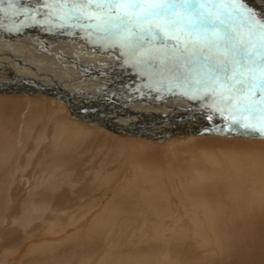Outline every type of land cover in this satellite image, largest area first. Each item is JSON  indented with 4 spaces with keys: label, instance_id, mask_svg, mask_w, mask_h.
Returning a JSON list of instances; mask_svg holds the SVG:
<instances>
[{
    "label": "bare ground",
    "instance_id": "6f19581e",
    "mask_svg": "<svg viewBox=\"0 0 264 264\" xmlns=\"http://www.w3.org/2000/svg\"><path fill=\"white\" fill-rule=\"evenodd\" d=\"M99 1L107 7L130 2V0ZM147 1L155 4V7L161 12L160 15L171 29L172 33L170 34L175 35L174 32L181 28L182 30H179L181 34L199 40L197 43L199 49L207 53L209 59L221 54L212 51L211 48L213 43H219L220 39L226 43V46L238 49L249 47L255 54L264 55V44L262 43L264 42V0H217L222 2V6L228 5L230 16L234 15L236 20H239L236 22L243 23L242 26L249 31L260 32L263 38L255 35L259 38L256 40H250L247 38L248 36L244 37L242 35L244 33L239 34L228 25L227 27L218 25L220 27L215 29L201 23L203 20L190 23L182 18V13L176 7V3H173V6L176 5L174 8L165 0ZM203 1L212 6L216 0ZM185 2L195 5L192 0H185ZM10 3L14 2L10 1ZM144 3L146 2L144 1ZM58 4L63 6L61 2ZM236 6L240 8L236 9ZM25 13L34 12L26 11ZM169 13H172L173 17L177 18L178 16L182 22L179 24L180 28L177 23L169 21ZM14 16L16 17L14 19L22 25L16 24L14 19L7 17L0 10V28L9 31L11 35L7 36L8 38L0 39V44L5 45V49L0 46V50L5 52L4 55H0V68H2V70L0 69V173L9 174L14 168L15 172L22 173L24 177L28 178L33 197L32 213L34 212L27 221L30 225L39 221L48 212L56 216L57 213L64 214L66 210L78 205L87 207L92 202L98 204L105 198L109 199L108 202H104L106 204L102 208L101 215L91 220L87 227L84 228L83 225L79 228L76 227L72 233L61 228L62 231L59 230L63 235L61 240L66 244L60 241L63 244L60 243L62 245L58 244L59 246H56L57 243L52 239L55 235L54 228L58 226L57 216L54 219L50 214L51 218H45H48L47 222H51L47 223L50 232L35 235L33 238L39 237V240L35 242L36 244H31L25 249L27 254L25 259L20 260L21 263L18 260L17 264H56L64 258L63 256L61 258V253H58L61 246L64 248L68 246V253L63 252L66 258L69 257V253L73 257L82 252L81 255L84 258L81 257V264L88 262L101 248L105 252L103 253L101 250V255L97 254L98 264H264V117L247 118L245 122L248 124L242 121L239 124L235 122L236 125L232 123L228 126L214 125V121L204 119L191 127L189 126L190 129H184V127V130L178 129L168 136L156 137L157 135L142 131L144 129L140 124H143V121L137 114H141L146 108L143 109L140 105H138L139 108L134 107V104L123 106L120 111H115L123 112L119 116V120L116 118L118 113L116 116L111 113L110 116L103 115L94 118H92L93 115L81 116L75 111L70 98L57 91L59 88L56 90L53 87L54 84L64 87L62 84L65 83L63 78L66 75H62L61 71V73L56 71L55 74L38 67L34 61V67L28 66L24 69L22 64L24 57L13 56V54H19V51L13 47L12 42L19 47H24L25 43L32 42L30 39L36 38L35 42L43 41L47 46L55 44V40L42 35H39V38H37L38 36H28L31 33L25 29L26 27H23L27 25V21L24 22L21 19L22 15L15 14ZM88 17L85 19L81 15L85 22L90 19ZM10 26L16 27L10 28ZM176 27L179 29L176 30ZM198 27L205 29L204 33L210 40L201 35ZM57 28H62V26L58 25ZM219 28L224 29L225 33L221 34ZM64 32L65 28L60 31L59 34L62 37H57V40L73 45V47L67 48L65 53L59 54L58 52L56 55H60L64 62L70 66L76 63L74 67L78 69L80 76L84 74V71L97 72L91 74L90 77L96 74L102 75L101 71H96L101 66L100 62L110 64L111 68L108 70L111 69L109 71L112 72L109 74H123L122 71H124L126 74H136L135 78L138 81L145 80L140 77V74L150 73L148 70L140 69L143 67L145 69L147 66H140L139 69L122 66L121 63L131 65L135 60H143L141 56L129 53L126 49L118 55L113 53L105 56L82 57L83 54L79 52L81 51L79 47L76 48L74 43L65 41L70 38V34ZM56 34L60 36L58 33L54 35ZM139 34L143 38L142 40L149 39L142 32ZM12 37L13 39H11ZM174 37L170 35L169 39L162 38L164 45L175 47L172 44L176 41ZM157 43L163 46L162 42ZM175 44L177 43L175 42ZM259 44H262L263 50H258L261 49ZM207 47H210L211 50L206 49ZM67 50L75 54L79 53V55L74 56ZM179 50L192 62L204 57L203 54L188 55L183 47H180ZM143 51V49H139L137 53L145 54ZM80 55L81 59L78 58ZM214 61L216 60L214 59ZM214 61V66L224 70L228 69L224 64L217 63L215 65ZM159 64L161 65H155V69L162 68L163 63ZM117 65L118 67H116ZM135 65L137 64L135 63ZM105 68L107 69V67ZM41 69L44 70L40 74L38 71ZM25 71L29 72L30 76L33 74L32 77L21 82V85L15 84V78L23 81L22 76L25 75ZM65 74L67 73L65 72ZM16 75L19 76L12 77ZM47 75L57 77L58 80L48 79L45 77ZM236 75L233 76L237 77ZM116 76L120 77L121 75ZM132 77L130 76V81L133 80L134 77ZM68 78L74 80L72 77ZM85 78L83 77L82 81ZM240 84L242 86L243 82L241 81ZM92 86L84 83L85 90ZM256 89L252 92L262 93L261 90ZM252 92L246 90L247 96L250 98L257 96ZM260 96L262 98L254 99L264 101L263 93ZM244 97L237 96L234 99L253 111L250 113L264 116L263 112L255 109L254 105L250 104L251 102L248 103L249 101ZM221 98L220 100L218 98L213 106L224 103ZM235 100L233 102L236 104ZM125 104L127 105V103ZM181 116L183 115L181 114ZM57 122L59 129L55 133L53 127ZM189 122H193V120ZM100 152L104 155L102 161L98 160ZM25 153L27 156L24 155ZM112 154H115L118 163L127 161L133 172H128L126 177L131 176L132 179L125 180V182L116 180L112 183L111 181L107 182L106 178L108 177L105 176L104 182H99L95 178V174L102 172V164L93 165L91 170L85 169L91 175L85 174L86 171L81 170L85 167V161L91 157L93 161L103 163V168L106 170L105 175L109 171L114 172L117 165L111 161ZM18 156L21 158L17 163ZM13 157L16 159L14 162L10 160ZM20 178L21 175L12 178V188L17 189L19 194H15L17 192L15 189L12 190L5 185L0 186V217L7 205L14 206L16 202L24 198L25 192L19 190ZM65 179L70 181L67 185L63 183ZM8 193L9 199L6 198ZM69 195L74 196L68 200ZM22 201L24 202V200ZM147 217H152L154 220L149 221ZM21 219L14 218V224L18 226ZM45 219L44 222H46ZM59 226L61 225L59 224ZM32 228L33 230L36 228L35 224ZM2 235L4 234L1 232L0 237ZM50 237L51 240L47 242L46 239ZM14 241L15 238L11 237L5 244L11 247ZM33 256H36L38 261H31ZM66 260L68 261V259ZM0 264H12V262H0Z\"/></svg>",
    "mask_w": 264,
    "mask_h": 264
},
{
    "label": "rangeland",
    "instance_id": "374dc122",
    "mask_svg": "<svg viewBox=\"0 0 264 264\" xmlns=\"http://www.w3.org/2000/svg\"><path fill=\"white\" fill-rule=\"evenodd\" d=\"M10 1L14 3H10ZM52 1L51 0H48V1L47 0H0V10L4 12V14H6L7 17H11L12 19H14L15 14L22 15L23 18L21 19L24 20V22L27 21L26 22L27 25L23 27L24 28L26 27L25 29H27V31L31 33L28 36L30 37L38 36L37 38H39V35H42L51 40H55V44H50V46H47V44L43 43V41L35 42L34 39L36 38L30 39V41L32 42L25 43L24 47H19L15 43L12 42L13 47L19 51V54L17 55L13 54V56L24 57L22 58V64H23L24 69L26 67L28 68V66L34 67L33 65H35L36 63L38 67H42L45 70L51 71L55 74H56V71L57 73L62 72L63 73L62 75H66L63 78L65 79V81L63 80L65 83L62 84L64 87H58L55 84L53 85V87L56 88V90L59 88V90L57 91L63 93L64 95L70 98L75 111H77L81 116H85V115L92 116L93 115L92 118H94L95 116H103V115L110 116L112 115L111 113H114L113 115L116 116V113H118L119 115H117L116 118L119 120V116L123 112H115V111H120V109H122L123 106H131L132 104H134L133 106L136 108H139L140 106L143 109L146 108L144 112H141V114H137L139 119L143 121V124H140L142 126L141 128L144 129L142 131L151 133L155 136L157 135L156 137L168 136L170 134L175 133L178 129H183L184 127H185L184 129H190L191 126H193L194 124H197L198 122L204 119H209V120L214 121V125L218 124L219 126L220 125L228 126L232 123L235 124V122L236 124H239V122H242V121H244L243 123H247L245 122L247 118L264 117V116H258L257 114L250 113L253 111L252 110L250 111V109L245 107L244 104L234 99V97H237V96H243V97L245 96L244 98L245 99L247 98V101H249L248 103L251 102L250 104H253L255 109L264 113V101L255 100L252 97L251 98L248 97L246 95L247 93L244 94L246 90H244L240 84L241 78H242L241 76H239L240 74L236 73L237 74L236 75L230 69L224 70V69L214 66V63L207 62V60L209 59V56H207L208 55L207 53L202 52V50L199 49V46L197 45L199 40L194 39V38L191 39L187 35L181 34L179 32V30L180 31L182 30L179 24H182V23L179 22L180 19L178 18V16L176 18V17H173L172 13L168 14L169 21L177 23L180 28L179 29L178 27H176L177 28L176 30L178 29L179 30L175 31L176 33L174 32L175 35H172L170 34L172 33L171 29L164 21V18L162 17V15H160L161 12L157 9V7H155V4L153 5L149 3L147 0H144L146 3H144L143 0H134V1L130 0V2H127L124 5L114 4L108 7L103 5L99 0H52ZM165 1L167 4H170L171 6H173V3H176L177 6L176 5L174 6H176L180 10V12L182 13V18L190 23L191 22L195 23L196 21L201 22L203 20L201 23H204V25L206 26L208 25L210 28L214 27L215 29L220 26L227 27L228 25V27H233V29H235L233 31H236L239 34L244 33L242 35L244 37L248 36L247 38H249L250 40L259 39L255 35L259 36L261 39L263 38V36L260 34L259 31H256V30L249 31L244 26H242L243 23L236 22L239 20H236V17L234 15L230 16L231 14L228 13L230 12L229 7H227L228 5L222 6L223 4L221 1L219 2L216 0L214 1V3L212 2L213 7L210 4H208V2L206 3V1L204 2L203 0H192L195 3V5L192 3L191 4L186 3L185 0H165ZM58 2H61L63 6L61 4H58ZM201 3H203L204 5L203 4L201 5ZM65 7H69V8H65ZM239 8L240 7L236 6V9H239ZM26 11L27 12L31 11L34 13L26 14L25 13ZM81 15L85 19L89 15L88 18L90 19L85 22V20L81 18ZM14 20L16 24H21L18 20L16 19ZM48 21H50L51 23H49ZM47 22L49 23L48 25H47ZM61 22L63 23L60 24ZM230 23L231 25L234 23L236 26L235 25L231 26ZM58 25L62 26V28H57ZM12 27H16V26H10V28ZM63 28H65L64 33L68 35L70 34L69 35L70 38H67L66 40L65 39L64 40L66 42L74 43L76 48L79 47L81 50L79 52L83 54L82 57H85V58H88L90 56L97 57L95 55L105 56L106 54L110 55L113 53L118 55L120 52L126 49V51L129 53H132V54L136 53L138 57L141 56L143 60L142 61L135 60L134 64H131L132 66L126 63H121V65L126 66V67H135L136 69H139L140 66H147V68L145 69L144 67L140 69L148 70L150 71V73L140 74V77L145 80L138 81L135 78L137 77L136 74H132L134 77L133 78L131 74H126V72L124 71H122L123 74H109L110 72H112V71H109L111 69L108 70V68H111L110 64L107 65L108 63L106 62H100V65H101L99 68L100 70L97 69L96 71L98 72L101 71L102 75L96 74L95 76L90 77L91 74H94L97 72L91 71L89 72L90 73L89 74L88 72L84 71L83 72L84 74L80 76L78 73V69L74 67L76 63L71 64L73 66H70L66 64V62H64V60L60 57V55L58 56L56 55L58 54V52L59 54H62V52L65 53L66 52L65 50L67 48L73 47V45L57 40V37H60V38L62 37L61 34L59 33L61 30H63ZM199 29H200L201 35L204 38H207L204 33L205 29H202V28H199ZM220 30L221 31L219 32H221V34L222 32L225 33L224 29H220ZM139 32H142L149 39L146 41L142 40L143 38L140 37ZM229 32H232V30H229ZM9 33H10L9 31H5L0 28V39H2L3 37L8 38L9 36H11ZM55 33H58V35L60 36H57V34L54 35ZM170 35L172 37L175 36L174 37L176 40L175 42L178 45H180L179 47L177 44H175V42L172 43L175 47H169L168 45H164V41L162 38L169 39ZM11 39H13V37ZM192 40H194L195 42H193ZM207 40H210V38H207ZM157 42H162L163 46L159 45ZM219 43L221 45L225 44L226 46V43L222 42L221 39L219 40ZM262 43L264 44V42ZM0 46L2 49H5L4 44H0ZM117 46L118 48H120L119 50ZM259 46H260L259 48L261 49H258V50H263V48L261 47L262 44H259ZM180 47H183V49L185 50L186 53H188V55L191 54L192 56V55L203 54L204 57L200 58L201 60L199 59V60H195L192 62V60L189 59L188 56H186L183 52L179 50ZM2 49L0 50V55L5 54L4 50ZM139 49H143L144 50L143 52L145 54L143 53L140 54L141 51L140 53H137ZM203 49L205 50V47ZM206 49L211 50L210 47H207ZM70 53L74 56L79 55V53L78 54H75L73 52H70ZM80 57L81 55L78 56L79 59H81ZM214 57L216 58V56ZM99 61H102V60H99ZM135 63L137 65H135ZM159 63H163L162 68L160 70H157V68L155 69V65L157 66L161 65ZM105 67H107V69ZM116 67H118V65ZM0 69L2 70V68ZM44 69H41V71H38V73L41 74L42 70ZM229 70L231 73L229 72ZM64 71L67 74H65ZM107 71L108 73H106ZM46 73L49 74L48 72ZM4 74H6V72H4ZM32 75L30 76V73L25 71V75L22 76L23 81H20L18 78L17 79L15 78L14 82L15 84L21 85L26 79L32 77ZM116 75H121V76L117 77ZM122 75H123V78H122ZM233 75L234 76L236 75L237 77H234ZM18 76L16 75L12 77H18ZM130 76L133 78V80L131 81H130ZM8 77H10V75H8ZM45 77L48 79L54 78V80L56 81L58 80V78L54 76L47 75ZM68 77H72L74 80H69ZM83 77L84 78L86 77L85 79H83L84 82L82 81ZM76 81L78 82V84ZM81 81L83 82V84ZM68 83L72 84L73 86L65 85ZM84 83L85 84L88 83V84H91V86L92 85L93 86L90 87V89L87 88L88 90H85ZM252 90L255 91V88H253ZM218 98L219 100L221 98V101L224 103L213 106ZM234 100L236 101V104L233 102ZM203 102H206V103H203ZM125 103H127V105ZM181 114L183 116H181ZM159 118L160 119L162 118V119L160 120ZM191 120H193V122H189ZM151 124L152 125L154 124L155 126L154 125L152 126ZM160 126H163V127H160ZM146 128L147 130H145ZM53 129H54L53 130L54 132L55 131L58 132V129H59L58 122L54 123ZM26 154L27 153H25L24 155L27 156ZM20 158L21 156L17 157V163L19 162ZM103 159H104V155L100 152L98 160L102 161ZM10 160H13L14 162L16 159L15 157H13ZM111 161L115 162V164L117 165V168L114 170V172L109 171L106 175H105L106 170L103 168V163H97V161L96 160L93 161L91 157L89 160L85 161V165H84L85 167L81 170L86 171L88 168L91 170L93 165L99 166L102 164V168H101L102 172L95 174V178H97L99 182H104L105 176L108 177L106 178L107 182L111 181L112 183L116 180L120 182L121 181L125 182V180L132 179L131 176L126 177L128 172H133V170H131L129 164L127 163V161L126 163L125 162L118 163L115 154L111 155ZM18 167H20V165H18ZM12 173L13 175H11ZM84 173L91 175L89 171L88 173L87 171ZM18 174L21 175V178L18 183L19 190L20 189L23 190L25 194L23 195L24 198H21L18 202L15 203L14 206L7 205L3 213L1 214L0 233L2 232L4 234L0 237V262L1 263L2 262L3 263L12 262V264H17L18 260L22 261L23 259H25L27 255L25 249H27V247L30 246L31 244H36L35 242L39 240V237L35 239L33 237L35 235H40L45 232L46 233L50 232L49 226L47 225L50 224L51 222H47V219L51 218L50 216L53 213L48 212L49 214L47 213L46 215H44L43 218L39 220L40 224H38L39 221H37L38 223L36 222L37 224L32 223L31 225L27 222L29 217L34 213V212L32 213L33 197L31 195L32 191H31V187L29 186L28 178L24 177L22 173L15 172L13 168L11 173L9 174H6L5 172L0 173V186L3 187V185H5L8 188H12L13 179L19 176ZM69 182H70L69 179H65L63 183L64 185H67ZM13 189L15 188H12V190ZM7 191L9 192V189H7ZM68 193H71V192H68ZM15 194H19V191L17 190ZM9 196L10 195L8 193L6 198L9 199L8 198ZM73 196L74 195H69L68 200L73 198ZM22 200H24V202ZM108 200H109L108 198H105V200L98 202V204L96 202H94L95 204L92 202V204H90L87 207L78 205L77 207H73L70 210H66L64 214L57 213L56 214L57 217L52 215L53 218L56 217L58 220V221L56 220L58 223L54 221L58 224V226H56L57 230L56 228H54L55 231L52 229L55 232V235L53 236L54 238L52 237V239H54L55 243H57L56 246L58 244L62 245L63 244L62 242L66 244L65 241L61 240V238H63L62 233H60L59 231L61 230V228L62 229L64 228V230H66L67 232L72 233V231L74 232L73 229L74 228L76 229V227L79 228V226H82V225L84 228L87 227L91 220L101 215L100 213H102V208L106 204V203L104 204V202H108ZM11 215L14 217L12 218ZM46 217L48 218L45 219ZM14 218H18V219L22 218L18 226L15 225L13 222ZM44 219L46 222H44ZM147 219L149 221L154 220L152 217H147ZM34 224L36 228L33 230L32 227L34 226ZM59 224L61 226H59ZM46 229L47 231H45ZM11 237L15 238V241L11 244V247L6 246L5 243L7 242V239H10ZM50 240H51V237L46 239L47 242ZM43 246L45 247V245ZM67 247L68 246H65L66 249L62 246L61 248H59L58 253L59 254L61 253L60 257L62 258L63 256L64 258L60 259L56 264L58 263L59 264H81L80 259L81 257H83L81 255L82 252H79V254L77 253L78 255L76 254L73 257L70 256L71 254L69 253L68 255L69 257L66 258L65 254L68 253ZM61 249H62V252H60ZM101 250L102 248L100 249V251L98 249L96 254L92 258H90L88 262L87 261L82 262V264H98L97 263L98 259H96L97 254L99 253L98 254L99 256L101 255L102 252L103 253L105 252L104 250H102L101 252ZM65 258L68 259V261ZM21 261L19 263H21ZM31 261L36 262L38 261V258L36 256H33Z\"/></svg>",
    "mask_w": 264,
    "mask_h": 264
},
{
    "label": "water",
    "instance_id": "95a60500",
    "mask_svg": "<svg viewBox=\"0 0 264 264\" xmlns=\"http://www.w3.org/2000/svg\"><path fill=\"white\" fill-rule=\"evenodd\" d=\"M179 22L182 23L181 21ZM211 48L213 49L212 51L220 52L221 54L216 58L208 59L207 62L213 63L215 59V65L217 63L224 64L234 73L240 74L243 89L252 92L250 90L258 87L259 89H257L261 90L264 96V55L255 54L249 47L238 49L232 46L221 45L218 42L213 43ZM244 93L246 94V92ZM252 93L257 94L254 97L256 99H259L258 97L262 98L260 96L262 95L261 92Z\"/></svg>",
    "mask_w": 264,
    "mask_h": 264
}]
</instances>
